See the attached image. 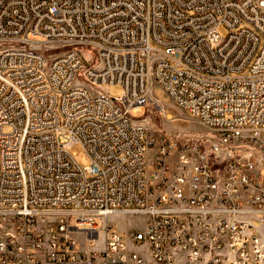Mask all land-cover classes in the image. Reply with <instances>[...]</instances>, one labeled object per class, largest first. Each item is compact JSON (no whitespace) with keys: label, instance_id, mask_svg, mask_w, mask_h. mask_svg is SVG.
<instances>
[{"label":"built area","instance_id":"obj_1","mask_svg":"<svg viewBox=\"0 0 264 264\" xmlns=\"http://www.w3.org/2000/svg\"><path fill=\"white\" fill-rule=\"evenodd\" d=\"M0 264H264V0H0Z\"/></svg>","mask_w":264,"mask_h":264},{"label":"rangeland","instance_id":"obj_2","mask_svg":"<svg viewBox=\"0 0 264 264\" xmlns=\"http://www.w3.org/2000/svg\"><path fill=\"white\" fill-rule=\"evenodd\" d=\"M221 33L225 34V31L222 30ZM80 54L87 64L88 55L81 52ZM105 92L111 97H120L123 88L121 86H110L106 87ZM153 96L161 103L164 110L162 115L160 109L155 106L144 109L142 113L135 115V117L139 118L149 131H163L167 133H174L175 131L200 132L206 128L199 120L192 118L184 109L176 106L163 89L155 87ZM71 153L75 155L77 163L82 167L90 165L89 160L80 147H74ZM113 221L115 222V219H113ZM129 222L132 223L130 219H122L119 225L120 229L124 230L128 227L127 224H129ZM98 223L100 225L102 224L100 221H98Z\"/></svg>","mask_w":264,"mask_h":264}]
</instances>
